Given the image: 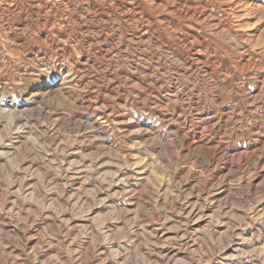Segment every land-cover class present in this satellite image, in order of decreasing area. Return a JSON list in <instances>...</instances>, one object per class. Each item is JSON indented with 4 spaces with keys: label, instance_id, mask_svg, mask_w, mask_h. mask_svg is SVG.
<instances>
[{
    "label": "rangeland",
    "instance_id": "rangeland-1",
    "mask_svg": "<svg viewBox=\"0 0 264 264\" xmlns=\"http://www.w3.org/2000/svg\"><path fill=\"white\" fill-rule=\"evenodd\" d=\"M169 2L0 0V264H264L263 178L242 184L264 158V73L231 64L264 51V0H176L166 26ZM185 9L235 16V34ZM215 148L221 173L196 161Z\"/></svg>",
    "mask_w": 264,
    "mask_h": 264
},
{
    "label": "bare ground",
    "instance_id": "bare-ground-1",
    "mask_svg": "<svg viewBox=\"0 0 264 264\" xmlns=\"http://www.w3.org/2000/svg\"><path fill=\"white\" fill-rule=\"evenodd\" d=\"M169 1L170 2L167 4L166 8H167V10L169 11L170 14L169 15H164V17H163V22L165 23L166 26H169V25H171V24H173L175 22V20L172 19L173 17L171 15V13H177L178 12L177 6H175L176 0H169ZM187 1H190V0H187ZM183 16L185 18L187 16H190V17L194 16L192 18L197 19V20H199V18L204 17L206 20H210L211 22H215V27L217 29H221L222 28L225 31L229 32L230 34H233V33L235 34L234 22H236L237 19H235V16H232L230 14H226L225 15V18H224L223 22H221L220 20L216 19L215 17H213L211 15H207V13L204 12V11L195 12V10L194 11H189L188 9H185ZM151 17H152V15H151ZM195 26L198 27V28H201L200 25H195ZM183 29L186 32H188V34H191L193 36L196 35L194 31L186 30L185 27ZM169 35H170V37L168 39L171 38V40H173L177 44L182 45V47L183 46L189 47L191 49L190 51H192V53L190 54L191 57H192V60L193 61L195 60V62L199 61L198 63L202 64L204 72H206L207 74L211 75V70L212 69L209 68L208 66H206L205 63L201 61L202 58L199 57L197 55V53H194L195 52V48H193L192 45H190V43L185 38V36H180L179 34H176V33H171ZM12 39L15 42H22L23 41V38H16L14 35H12ZM198 46L200 48L204 49V50L206 49L203 43H200ZM254 53L258 54V56H259V60L258 61H254L251 58V54H250L249 50L248 49H244L242 51L241 60L239 62H231V64L238 69V72L241 75H244L251 65H253L254 67L257 68L258 73H264V51L261 50V51L254 52ZM197 64H195V66H197ZM76 66H79V65L76 63ZM259 76H257L256 79H259L261 77V76L260 77ZM218 77L224 78V77H226V74L223 73V74H221ZM212 79H217V76L212 77ZM182 88L185 89V90H188L189 87L188 86H183ZM242 88L245 89V85H242ZM149 92L158 94L159 90L149 89ZM189 94H191V92ZM176 95L178 96V92L176 93ZM214 95H215L214 96L215 100L218 103V106L216 107L215 111L221 112L223 110L224 106L226 105V101H225V98L223 96L222 89L219 88V87H216L215 90H214ZM138 96L140 97L141 94L139 93ZM263 100H264V92L261 89H259L256 94L251 96L250 107L254 108V109L263 108V106H264V101ZM184 108L185 107L183 106L182 101H178V106L175 109V111H178L179 113H182ZM205 115H207L209 118L203 120V124H205L211 131L216 132V134H220L221 129L226 126V121L224 120V117L221 116L219 119H214V117H212V112H206ZM96 116H97V119H105L104 114H97ZM163 116H166V115L163 114ZM172 117L174 118V115ZM240 118L244 119L245 116H240ZM97 119H94V118L83 119V120L80 121L79 126L82 127V128L92 129L94 132H99L101 124L97 121ZM150 133L152 134V132L149 131L148 129L143 131L138 126L137 134H138V138L139 139H143L145 137H148L149 135H151ZM181 138L186 142V144L189 147H200V146L204 147L205 146L203 137L201 135L198 136L194 131L193 132H188L187 133V138H184V137H181ZM259 141H262V140L259 139ZM261 150H262V148L260 149V151ZM226 156L228 157L227 153H223L219 149L215 148V149L212 150L211 156L209 158H205L204 161L201 160L200 158H196V161L200 162L202 167H207L208 168L210 166H213V169L217 173H221L222 169H220L219 166H218L219 162L221 160H223V159H232V158H222V157H226ZM229 156H231V155H229ZM157 159L162 160L161 158H157ZM243 161H244V163L246 165H249V163L252 162V163H254L257 166L254 175L250 179L243 181V183H242L243 186H246L248 188V190H251L252 187H254V183L261 177L263 178L262 184L264 185V165H262L264 163V158H262V154H259L258 158H246Z\"/></svg>",
    "mask_w": 264,
    "mask_h": 264
}]
</instances>
